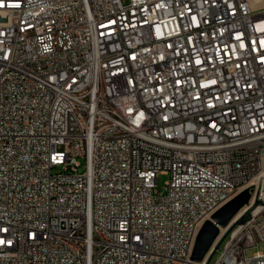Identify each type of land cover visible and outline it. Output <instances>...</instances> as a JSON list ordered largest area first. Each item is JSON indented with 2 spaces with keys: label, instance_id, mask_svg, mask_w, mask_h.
Returning a JSON list of instances; mask_svg holds the SVG:
<instances>
[{
  "label": "built area",
  "instance_id": "1",
  "mask_svg": "<svg viewBox=\"0 0 264 264\" xmlns=\"http://www.w3.org/2000/svg\"><path fill=\"white\" fill-rule=\"evenodd\" d=\"M261 180L264 5L0 0V264H189ZM240 219L203 264H264Z\"/></svg>",
  "mask_w": 264,
  "mask_h": 264
},
{
  "label": "water",
  "instance_id": "2",
  "mask_svg": "<svg viewBox=\"0 0 264 264\" xmlns=\"http://www.w3.org/2000/svg\"><path fill=\"white\" fill-rule=\"evenodd\" d=\"M264 0H261L259 3L256 2L257 6H261L263 4ZM254 197L253 202L251 203V205L248 206L247 210L245 211L243 217L236 223L237 226L241 225L244 221L247 220V217L249 218L252 215H257L259 214L262 209L264 208V195H262V192L260 190L257 189L256 195H252V193L250 192V190L248 189L246 191V193L240 195L239 197H237L236 199H234L233 201L229 202L228 204H226L224 207H222L219 211H217L213 216H212V220L219 224L221 227H225L227 226V224L231 221V219L236 215V213L245 205L250 203L251 198ZM211 226L213 224H211V222H208L205 226ZM235 225V226H236ZM206 227L203 228L202 232H201V236H202V243L203 244H210L213 239L210 241V235L211 234H215L218 231H214V227L211 231H207V235H206ZM209 239V240H208ZM202 243H199V248L198 250H196V252H194V254L191 257V260L193 262H200L203 259V256L206 252L203 251L202 252ZM217 249H221L220 244L217 245V247L215 248V250ZM211 255L210 258L214 259L215 256L217 255L215 253Z\"/></svg>",
  "mask_w": 264,
  "mask_h": 264
},
{
  "label": "bare ground",
  "instance_id": "3",
  "mask_svg": "<svg viewBox=\"0 0 264 264\" xmlns=\"http://www.w3.org/2000/svg\"><path fill=\"white\" fill-rule=\"evenodd\" d=\"M261 0H248V2H252V4L254 5V6H257L256 5V2H260ZM242 188V187H241ZM247 191V190H246ZM262 195H264L263 193H262ZM229 198V195H222L221 196V203H226V201H227V199ZM233 199V198H232ZM230 200V202L231 201H233V200ZM224 207V206H223ZM222 208V206L217 210V211H219L220 209ZM247 209H244V210H241L239 213H236V215L231 219L232 221L231 222H229L228 224H227V226H225V229H223L224 227H221L219 224H217V223H215L213 220L212 221H209V220H207V218H205L203 221H201L200 222V224H199V228H198V231H197V233H196V235H195V238H194V241H193V245H192V247H191V256L194 254V252H196V250H198V248H199V243L201 242L202 243V236H201V232H202V230H203V228H205L206 227V235H207V233L209 232V231H211L212 229H213V227H214V231H218L217 233H215V234H211L210 235V241L213 239V241H214V239L216 240L215 242H211L209 245L206 243V244H203L202 243V252L203 251H205L206 250V252H205V254H204V256H203V259L200 261V262H193L192 260L190 261V263L189 264H203L205 261H206V259H207V257H208V255L210 254V252L213 250V248H214V246L217 244V242L221 239V237L224 235V233H226V231H227V229L230 227V225H232L233 223H235L238 219H240V217H242V215L245 213V211H246ZM217 211H215L214 213H216ZM208 222H211V224H213V225H211V226H205ZM208 231V232H207ZM221 232V233H220ZM217 236H218V238H217ZM217 238V239H216ZM209 240V239H208Z\"/></svg>",
  "mask_w": 264,
  "mask_h": 264
},
{
  "label": "rangeland",
  "instance_id": "4",
  "mask_svg": "<svg viewBox=\"0 0 264 264\" xmlns=\"http://www.w3.org/2000/svg\"><path fill=\"white\" fill-rule=\"evenodd\" d=\"M264 5V2H263V4L261 5V6H263ZM169 178H170V176L169 175H165V174H161L160 176H159V190L160 191H163L164 190V186H165V184H166V182L169 180ZM250 190V192L252 193V195H256V192H257V189L258 190H260L263 194H264V182H262V180H261V184H260V186L259 187H256V186H251V187H248V186H243L242 188H240L239 190H237L230 198H228L227 199V201H226V203L223 205V206H225L226 204H228L229 202H230V200L232 199V200H234V199H236L237 197H239L240 195H242V194H244V193H246V190ZM253 199H254V197H252L251 198V200H250V203L249 204H247V205H245V206H243L237 213H239L241 210H244V209H247L248 208V206L249 205H251V203L253 202ZM222 206V207H223ZM215 213H213V215H214ZM213 215H211V216H209L208 218H207V220H209V221H212V216ZM247 219H248V217H247ZM232 221V220H231ZM230 221V222H231ZM230 224V223H229ZM228 224V225H229ZM223 229H225V227L223 228ZM221 233V232H220ZM230 237V236H229ZM217 238H218V236H217ZM216 238V239H217ZM216 240L214 239V241H212V242H215ZM257 251H260V252H263L264 253V243H259L256 247H252V248H249L248 250H247V252H246V254H247V256L248 257H251V256H253Z\"/></svg>",
  "mask_w": 264,
  "mask_h": 264
},
{
  "label": "trees",
  "instance_id": "5",
  "mask_svg": "<svg viewBox=\"0 0 264 264\" xmlns=\"http://www.w3.org/2000/svg\"><path fill=\"white\" fill-rule=\"evenodd\" d=\"M216 254H217V252H216ZM216 257V256H215ZM214 260H215V258L214 259H210V263L212 264L213 262H214Z\"/></svg>",
  "mask_w": 264,
  "mask_h": 264
}]
</instances>
